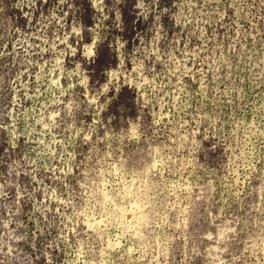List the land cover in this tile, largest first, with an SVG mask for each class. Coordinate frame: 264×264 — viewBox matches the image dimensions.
I'll use <instances>...</instances> for the list:
<instances>
[{
	"label": "rangeland",
	"instance_id": "obj_1",
	"mask_svg": "<svg viewBox=\"0 0 264 264\" xmlns=\"http://www.w3.org/2000/svg\"><path fill=\"white\" fill-rule=\"evenodd\" d=\"M0 264H264V0H0Z\"/></svg>",
	"mask_w": 264,
	"mask_h": 264
},
{
	"label": "bare ground",
	"instance_id": "obj_2",
	"mask_svg": "<svg viewBox=\"0 0 264 264\" xmlns=\"http://www.w3.org/2000/svg\"><path fill=\"white\" fill-rule=\"evenodd\" d=\"M153 115V114H152Z\"/></svg>",
	"mask_w": 264,
	"mask_h": 264
}]
</instances>
